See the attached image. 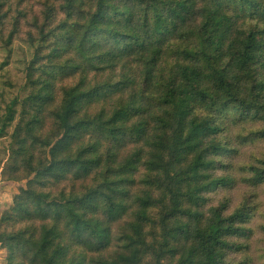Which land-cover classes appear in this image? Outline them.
<instances>
[{"label": "trees", "instance_id": "trees-1", "mask_svg": "<svg viewBox=\"0 0 264 264\" xmlns=\"http://www.w3.org/2000/svg\"><path fill=\"white\" fill-rule=\"evenodd\" d=\"M0 183L4 264H264V0H0Z\"/></svg>", "mask_w": 264, "mask_h": 264}, {"label": "rangeland", "instance_id": "rangeland-1", "mask_svg": "<svg viewBox=\"0 0 264 264\" xmlns=\"http://www.w3.org/2000/svg\"><path fill=\"white\" fill-rule=\"evenodd\" d=\"M17 188H18L17 184L0 183V215L10 205V204L8 205V203H10V198L12 195H14ZM0 264H4L3 255L1 253H0Z\"/></svg>", "mask_w": 264, "mask_h": 264}, {"label": "crops", "instance_id": "crops-1", "mask_svg": "<svg viewBox=\"0 0 264 264\" xmlns=\"http://www.w3.org/2000/svg\"><path fill=\"white\" fill-rule=\"evenodd\" d=\"M8 184H16V183H8ZM17 185H18V187L20 186L19 184H17ZM23 186H24V184H23ZM16 190H17V189H16ZM14 194H15V193H14ZM12 196H14V195H12ZM12 196H11V198H10V203H8V205H9V204H11V201H12V200H11V199H12Z\"/></svg>", "mask_w": 264, "mask_h": 264}]
</instances>
